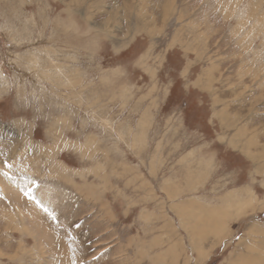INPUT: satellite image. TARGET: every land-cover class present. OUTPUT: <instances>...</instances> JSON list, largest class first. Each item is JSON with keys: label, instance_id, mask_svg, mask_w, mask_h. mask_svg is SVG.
Wrapping results in <instances>:
<instances>
[{"label": "rangeland", "instance_id": "374dc122", "mask_svg": "<svg viewBox=\"0 0 264 264\" xmlns=\"http://www.w3.org/2000/svg\"><path fill=\"white\" fill-rule=\"evenodd\" d=\"M0 264H264V0H0Z\"/></svg>", "mask_w": 264, "mask_h": 264}, {"label": "bare ground", "instance_id": "6f19581e", "mask_svg": "<svg viewBox=\"0 0 264 264\" xmlns=\"http://www.w3.org/2000/svg\"><path fill=\"white\" fill-rule=\"evenodd\" d=\"M35 60V59H34ZM36 61V60H35ZM51 61V60H50ZM138 101H140V100H138ZM150 117V116H149ZM132 118V117H131ZM113 144V143H112ZM128 149V148H127ZM83 158V157H82ZM147 166V165H146ZM166 189V188H165ZM167 197V196H166ZM20 200H22V199H20ZM19 200V201H20ZM186 201V200H185ZM22 202V201H21ZM180 202V201H179ZM200 207V206H199ZM241 211V210H240ZM184 212V211H183ZM244 212V211H243ZM216 213V212H215ZM195 215V214H194ZM213 215V214H212ZM212 219V218H211ZM199 223H201V224H203V228H205L208 224L213 228V229H215V230H217L216 229V227L214 226V225H216L218 228H221L220 227V223H219V221H217L216 219H215V217H214V219L213 220H210V219H208V220H202V219H199ZM219 225V226H218ZM201 229V228H200ZM223 235V234H222ZM203 238V237H202ZM201 242V241H200Z\"/></svg>", "mask_w": 264, "mask_h": 264}, {"label": "snow or ice", "instance_id": "6c2138e0", "mask_svg": "<svg viewBox=\"0 0 264 264\" xmlns=\"http://www.w3.org/2000/svg\"><path fill=\"white\" fill-rule=\"evenodd\" d=\"M27 195V194H26Z\"/></svg>", "mask_w": 264, "mask_h": 264}]
</instances>
